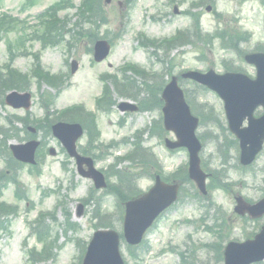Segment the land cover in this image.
I'll use <instances>...</instances> for the list:
<instances>
[{"label":"rangeland","instance_id":"374dc122","mask_svg":"<svg viewBox=\"0 0 264 264\" xmlns=\"http://www.w3.org/2000/svg\"><path fill=\"white\" fill-rule=\"evenodd\" d=\"M59 1L0 0V16L7 14L20 21L10 26L8 33L0 32V64L7 60L9 53L15 51L17 53L22 49H28L29 52L42 51L39 57L42 68L51 74L66 75L68 68L65 62L72 63L75 60L79 63L77 73L73 76L66 75L64 81L68 82L65 83L68 87L56 95L55 101L53 96L56 89L51 88V85L42 78L30 74L29 90L33 96L31 117L34 119L41 115V94H45L52 103L47 109V117L50 120H56L58 110L80 102L84 108L94 112L98 121L99 133L96 137H91L88 151H85L96 159L97 168L106 170L112 162V157L130 153L135 143L147 148L143 152L144 157L154 153L160 163L150 158L145 162H123L125 161L123 158L119 159L117 163H123L107 171L111 177L112 186L109 190L111 194L108 191L102 195L96 191L95 197L99 196L100 205L81 202L77 200L86 196V189L91 188V182L74 176L72 161L68 160V164L63 167L62 162L66 159L59 151L60 145L54 138H47L46 145L41 149L44 156L42 173L35 175L30 168V174L26 167L21 170L20 178L26 181L30 189L29 198L33 201L34 207L31 211L27 209L24 211L20 205L18 215L7 217L8 221L5 222L7 229L3 230L0 227V264H31L28 248L38 241L37 238L34 240L26 236L29 232L28 224L35 221L38 211H50L53 204L61 199L70 213L69 221L74 222L78 228L74 232L66 231L64 215L60 213L55 215L57 224H51L48 219L43 221L44 227L50 225L47 240L52 241L57 249L56 251L51 249L53 255L55 254L53 260L39 259L35 264H80V249L86 247L87 241L96 230L94 227L102 221L99 215H94L96 207V211L99 208L98 213H107L104 218L120 232L121 220L117 216L115 198L121 195L115 188L120 192L128 190L127 194L141 193L152 185L154 174H159L165 180H172L177 178V174L169 173L180 167L182 169L187 164L185 150L170 152L164 147L163 140L174 137L161 127L159 103L155 101L159 85L164 86L171 76L178 75L185 69L202 71L213 69L219 73L223 67H227L253 76V68L238 56L255 49L258 41L264 42V0H173L169 5L166 0H129L128 8H132L128 12L127 21L126 15H123L126 0H111L109 4L100 0L99 13L91 16L84 24L86 27L84 29L88 31L81 29L84 32L81 35L84 40L73 41L71 36L66 35L54 47H40L39 42L30 40V34L39 28L29 26L36 23V16L48 5ZM61 1L78 5L80 0ZM118 2L122 5L118 6ZM175 6L177 13H174ZM208 6L211 8L207 12ZM73 12L74 10H71L68 14L71 15ZM64 14H66L64 11L60 13L61 16ZM125 22L126 30L118 37L117 31ZM215 30H221V33L214 34ZM244 31L250 35H245ZM137 32L143 33L151 40L175 34H180L181 37L170 43L141 45V40L135 38ZM99 36L113 42L107 59L97 64L93 62L90 49L86 50V46L99 39ZM54 40L55 36L49 34L48 41ZM69 40L70 47L67 45ZM14 62V67L25 74L30 73L32 64L40 65V62L31 56H18ZM126 62L144 67L147 72L154 71L156 74L153 79H149L146 75L141 76L129 70L123 88L120 84L114 85L113 82L110 84V100L105 103V108L109 105L107 112L101 110L96 112L94 98L99 95L102 85L97 75L103 70L116 73V68ZM179 82L188 95V103L191 108L194 107L192 112L201 120L197 135L205 144L200 159L201 169L208 174L207 184H210L208 196L201 199L187 173L181 174L177 178L181 182L180 199L147 232L144 250L130 248L122 242L121 253L125 264H223L221 252L228 241H243L264 224V216L251 220L246 216L240 217L233 211L235 195H241L252 202L264 195V149L252 166L239 167L235 159L236 155L238 156L237 150L227 148L232 137L229 132L224 133L220 128V125L226 126L220 99L208 90L191 85L189 81ZM122 100L137 104L142 112L126 116L124 122L118 125V121L124 117L116 106L112 105ZM259 113L260 110L257 111V114ZM5 116L8 114L0 106V130L8 129ZM15 128L17 130L14 129L12 132L8 129L11 136L9 143L19 141L17 139L24 136L22 131L18 132L20 124L15 125ZM144 128L147 129L137 134L131 144L127 145L129 142L124 141L112 155L108 154L104 147L105 143L116 140L123 134L130 136ZM38 137L40 139L43 137L42 130ZM85 137L87 134L80 141L82 146L86 141ZM50 147L56 150L55 156H49L46 151ZM0 151V171L6 172L7 179L11 178L13 165L8 162L9 153L5 146H0ZM101 153L106 156H102ZM98 154L99 159L96 158ZM121 169L125 170L123 175L126 180L130 181L128 185L119 178L116 179L114 175ZM7 183L0 199L12 202L16 198L13 195V187L8 181ZM225 184L227 190L224 189ZM46 190L59 191L43 196V191ZM80 205L82 209L79 215ZM207 228H210V231ZM24 238H27L25 246L22 242ZM77 238L84 246H79L75 242ZM37 245L42 247L40 243ZM182 251L185 252L184 256L179 255Z\"/></svg>","mask_w":264,"mask_h":264},{"label":"water","instance_id":"95a60500","mask_svg":"<svg viewBox=\"0 0 264 264\" xmlns=\"http://www.w3.org/2000/svg\"><path fill=\"white\" fill-rule=\"evenodd\" d=\"M94 52L95 60H102L108 53L107 44L105 42L96 43ZM245 60L257 66V79L249 81L243 76H237L235 83L240 88L231 91L229 95L230 97L247 98L250 102L251 100H256L257 103L264 106V56L261 54L247 55L245 56ZM183 77L203 83L222 94L223 85L231 75L217 76L210 71L206 74L189 72L184 74ZM223 96L225 95L223 94ZM18 97L22 96L13 92L7 96L6 101L13 106H18L15 101V98ZM22 98H24V104L22 105L25 106L27 98L25 96ZM162 98L165 101L163 107L165 128L174 131L178 138L177 142L172 143L167 141L166 144L170 148L184 145L188 148L190 154L189 176L204 191L205 175L199 169V159L197 157L200 146L193 134L197 120L189 115L187 107L183 102L182 92L177 87L175 78H172V81L163 90ZM119 108L121 110L134 109L126 103H122ZM251 110L252 107L250 110H244L243 113H252ZM226 111L231 128H236L234 133L240 139L241 161L243 163L244 161L250 162L259 151L264 140V116L255 120L248 119V127L239 129L240 121H238L239 116L236 115V110L234 108H227ZM54 133L61 139L64 140L66 138L68 140V143H65V145L69 152L74 154L73 142L80 134L79 128H70L68 131L67 128L57 125L54 128ZM35 146L36 143H32L23 148L12 146V149L16 158L22 161H29L32 158ZM175 192V186L165 188L157 185L138 202L137 208L128 214L126 233L128 242L134 243L139 240L141 231L149 224V221L152 220L156 213L175 199ZM155 195L156 202H154ZM237 202L238 206L236 210L241 214L247 211L252 217H256L264 212V200L254 206H246L241 199H237ZM117 244V236L113 232L95 234L91 242V252L85 257L84 264H120ZM262 259H264V227L253 240H246L244 243H229L224 251V264H250Z\"/></svg>","mask_w":264,"mask_h":264},{"label":"trees","instance_id":"16d2710c","mask_svg":"<svg viewBox=\"0 0 264 264\" xmlns=\"http://www.w3.org/2000/svg\"><path fill=\"white\" fill-rule=\"evenodd\" d=\"M95 3H96L95 0H87L85 7H86L87 10H89L88 12H91V10H93V7H94V4H95ZM96 6H97V5H96ZM11 82H12V81H10V83H11ZM0 84H1V81H0Z\"/></svg>","mask_w":264,"mask_h":264}]
</instances>
